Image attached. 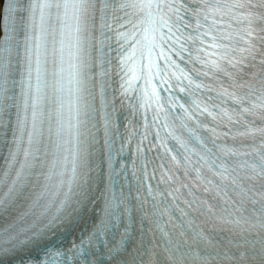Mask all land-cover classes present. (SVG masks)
Masks as SVG:
<instances>
[{
  "label": "snow or ice",
  "instance_id": "snow-or-ice-1",
  "mask_svg": "<svg viewBox=\"0 0 264 264\" xmlns=\"http://www.w3.org/2000/svg\"><path fill=\"white\" fill-rule=\"evenodd\" d=\"M0 264H264V0H0Z\"/></svg>",
  "mask_w": 264,
  "mask_h": 264
}]
</instances>
